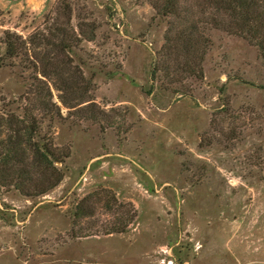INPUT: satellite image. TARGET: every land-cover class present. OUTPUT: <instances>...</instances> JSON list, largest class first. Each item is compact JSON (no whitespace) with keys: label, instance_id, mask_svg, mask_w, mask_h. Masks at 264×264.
<instances>
[{"label":"rangeland","instance_id":"374dc122","mask_svg":"<svg viewBox=\"0 0 264 264\" xmlns=\"http://www.w3.org/2000/svg\"><path fill=\"white\" fill-rule=\"evenodd\" d=\"M184 26L151 0H0V115L64 161L45 195L0 186V264H264V60L209 24L187 55Z\"/></svg>","mask_w":264,"mask_h":264},{"label":"trees","instance_id":"16d2710c","mask_svg":"<svg viewBox=\"0 0 264 264\" xmlns=\"http://www.w3.org/2000/svg\"><path fill=\"white\" fill-rule=\"evenodd\" d=\"M151 4L158 15L172 16L185 23L177 41H184L187 55L199 46L203 48L205 39L199 32V24H209L246 40L264 60V0H151ZM61 32L65 38L67 33ZM11 36L6 38V55L16 57L21 49ZM37 103L50 111L44 99H37ZM25 118L0 115V186L13 187L26 197H37L59 185L63 175L55 164L64 161L49 142L34 139L39 138L37 122L32 115Z\"/></svg>","mask_w":264,"mask_h":264}]
</instances>
